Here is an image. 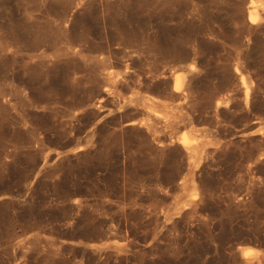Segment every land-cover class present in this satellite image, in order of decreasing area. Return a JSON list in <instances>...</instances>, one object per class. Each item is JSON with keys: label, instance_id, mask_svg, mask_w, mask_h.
Wrapping results in <instances>:
<instances>
[{"label": "rangeland", "instance_id": "rangeland-1", "mask_svg": "<svg viewBox=\"0 0 264 264\" xmlns=\"http://www.w3.org/2000/svg\"><path fill=\"white\" fill-rule=\"evenodd\" d=\"M0 264H264V0H0Z\"/></svg>", "mask_w": 264, "mask_h": 264}, {"label": "bare ground", "instance_id": "bare-ground-1", "mask_svg": "<svg viewBox=\"0 0 264 264\" xmlns=\"http://www.w3.org/2000/svg\"><path fill=\"white\" fill-rule=\"evenodd\" d=\"M252 5V1L250 2V6ZM248 20L251 24H256L259 23L261 18L259 16V14L256 11V8L251 7L248 10ZM186 78H187V74L185 72H180L177 73L174 77V84H173V89L176 92H184V88L186 85ZM241 82L244 85V80L243 77H241ZM245 96H248V89L245 88ZM147 102H149L150 104H153L149 99L147 100ZM154 112H156L155 109H152ZM184 135V134H183ZM192 142H194V138H189L187 136H183V140L181 141V143L188 148V146H190L192 144ZM256 250L252 249V248H244L242 251L243 257H249L252 254L255 253Z\"/></svg>", "mask_w": 264, "mask_h": 264}]
</instances>
